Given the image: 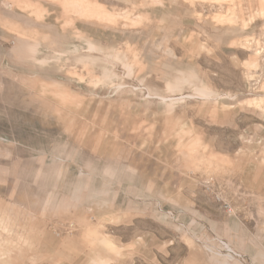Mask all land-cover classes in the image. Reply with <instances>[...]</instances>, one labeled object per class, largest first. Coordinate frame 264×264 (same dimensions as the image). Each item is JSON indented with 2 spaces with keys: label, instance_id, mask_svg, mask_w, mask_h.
Returning a JSON list of instances; mask_svg holds the SVG:
<instances>
[{
  "label": "rangeland",
  "instance_id": "rangeland-1",
  "mask_svg": "<svg viewBox=\"0 0 264 264\" xmlns=\"http://www.w3.org/2000/svg\"><path fill=\"white\" fill-rule=\"evenodd\" d=\"M0 264H264V0H0Z\"/></svg>",
  "mask_w": 264,
  "mask_h": 264
}]
</instances>
